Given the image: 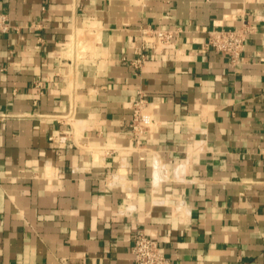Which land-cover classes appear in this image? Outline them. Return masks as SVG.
<instances>
[{
    "label": "crops",
    "instance_id": "crops-1",
    "mask_svg": "<svg viewBox=\"0 0 264 264\" xmlns=\"http://www.w3.org/2000/svg\"><path fill=\"white\" fill-rule=\"evenodd\" d=\"M1 13L0 264H134L137 231L166 264H264V0H0ZM243 24L238 61L207 46Z\"/></svg>",
    "mask_w": 264,
    "mask_h": 264
},
{
    "label": "built area",
    "instance_id": "built-area-1",
    "mask_svg": "<svg viewBox=\"0 0 264 264\" xmlns=\"http://www.w3.org/2000/svg\"><path fill=\"white\" fill-rule=\"evenodd\" d=\"M10 30V24L6 14H0V31L7 32ZM145 34L149 33L157 40L163 43H170L175 37L172 30L163 28L145 29ZM250 34V26L243 24L230 29H214L209 31V39L207 46L224 54L234 63L241 59L245 47V43ZM149 58V53L144 49H138L136 57L125 60L136 71L141 70L145 62ZM147 99L143 95H139L133 102V118L131 128L142 131L144 113L147 107ZM132 256L134 264H166L167 260L164 252L160 248L157 241L152 239L144 231H137L132 241Z\"/></svg>",
    "mask_w": 264,
    "mask_h": 264
}]
</instances>
